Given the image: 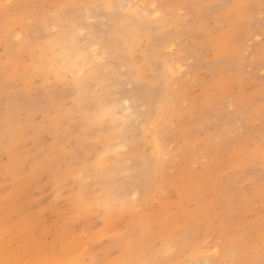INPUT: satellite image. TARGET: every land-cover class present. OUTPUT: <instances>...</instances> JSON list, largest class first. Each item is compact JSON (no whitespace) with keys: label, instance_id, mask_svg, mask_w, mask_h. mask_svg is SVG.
<instances>
[{"label":"rangeland","instance_id":"rangeland-1","mask_svg":"<svg viewBox=\"0 0 264 264\" xmlns=\"http://www.w3.org/2000/svg\"><path fill=\"white\" fill-rule=\"evenodd\" d=\"M88 1L91 0H0V113L7 107L18 108L19 123H24V104L50 95L49 84H42V75L28 73L31 80L26 79V67L44 50L41 48L47 39L54 40L78 19L81 42H91L99 55L92 74L105 75L96 82L86 74L85 84L91 92L100 93L105 84L111 83L106 96L109 102L128 98L127 103L122 101V107L126 106L128 111L123 108L117 116L124 111L131 115L127 121L129 128L137 122L136 134L124 137L129 144H136L140 134L144 137L148 131L147 124L136 114L145 106L136 97L122 94L115 83L122 82L126 91H132L139 80L130 77L125 62H117V54L104 44L108 16L82 18ZM113 1L120 2L123 7L119 5L118 9L125 11L127 2L137 6L144 0ZM145 3L152 20L165 17L168 22L162 29L151 23L147 33L138 29L134 40L125 38L127 46L135 41V52L140 53L148 49L155 37L161 43V57L169 61L175 58L181 64L172 86L163 88L172 98L164 114L167 120L157 124L160 144L167 146L173 163L168 158L158 181H154L159 192L151 197L152 209L148 214L168 218L158 207L167 203L172 210L168 214L177 210L178 206L171 202L177 198L167 195L175 186L183 185L185 194L188 190L192 194L190 199L181 201L182 208L187 209L185 214L191 215L198 209V216L208 217L207 236L202 244L207 255L223 258V264H264V0H145ZM70 6L73 10L68 12ZM153 8H160L154 17L150 13ZM159 71L148 73L152 76ZM110 75H115L116 80ZM48 76L52 81L53 77ZM72 77V71L62 70L64 81L56 88L62 90V96L71 92L67 84ZM192 116L199 128L189 135L183 133L185 141L177 139L184 121ZM115 123L111 117L105 119L101 127L105 133L97 134L100 128L93 131L84 140L82 150L73 138L75 133L61 140L59 147H53L49 135L51 123L43 124L48 129L36 128L35 137L24 143V148L34 152L30 156L20 155L15 170L7 172V188L16 189L17 195L9 199L8 193L0 198V213L8 215L10 203L16 210L29 201L39 200L45 219L52 218L48 205L57 185L49 183L50 168L64 171L66 163L78 162L82 153H101ZM71 129L75 132V128ZM165 129L173 136L162 133ZM10 147L11 137L1 134L2 161H6ZM128 148L124 146L119 154L125 151L120 155L129 156ZM62 191L58 189L59 197ZM151 194L154 191L136 192L132 196L140 201ZM192 218L195 219L193 215ZM127 220L128 213L118 212L115 222L124 227ZM156 227L150 230L162 228L167 233L170 229ZM177 241L163 244L153 239L154 245L147 255L165 254L161 264L180 263Z\"/></svg>","mask_w":264,"mask_h":264},{"label":"bare ground","instance_id":"bare-ground-1","mask_svg":"<svg viewBox=\"0 0 264 264\" xmlns=\"http://www.w3.org/2000/svg\"><path fill=\"white\" fill-rule=\"evenodd\" d=\"M119 5L123 7L113 0H91L86 2L81 14L82 18L108 16V27L103 32L104 44L117 54V62H125L130 77L139 80L132 91H126L119 81L115 86L122 94L136 97L145 106L143 111H136V114L147 124L148 131L144 137L138 135L140 138L136 144H129L125 138L129 134H136L137 122L129 128L127 121L131 115L125 112L128 111L126 106L122 107V101L127 103L128 98L109 102L106 96L111 83L105 84L100 93L88 89L86 74L96 82L105 75L92 74V67L99 55L91 42H81L78 19L54 40L47 39L41 48L44 50L35 55L26 67L25 75L28 80H31L28 73L42 75V84H49L50 95L41 101L29 100L24 104V123H19L18 108L7 107L0 113V136L8 134L11 137L6 161L0 158V198L8 193L9 199L17 195L16 189L7 188V172L15 170L20 155L30 156L34 152L24 148V143L35 137L36 128L51 123L49 135L53 147H59L61 140L75 133L73 138L82 150L84 140L95 133L93 131L100 128L97 134L105 133L101 129L105 119L111 117L116 123L101 153H82L78 162L66 163L64 171L50 168L48 179L52 181L49 183L57 185L55 196L48 205L52 218L45 219L39 200L29 201L16 210L10 203L8 215L0 213V264H161L165 254L147 255L154 245L153 239L163 244L178 240L180 263L177 264H223V258L218 255L219 258H213L202 250L207 236L208 217L206 214L198 216V209L191 215L185 214L187 209L182 208L181 201L190 199L192 195L189 190L185 194V186L177 185L167 195L177 198L171 199L172 204L178 206L177 210L168 214L172 210L167 203L158 207L168 218L148 214L152 209L151 197L159 192L154 181H158V174L167 165V159L172 160V157H168L171 152L167 146L162 142L160 144L157 128L158 123L167 120L164 114L171 102L169 98H172L171 94L163 92V88L172 86L181 64L175 58L169 61L165 56L161 57V43L155 37L148 49L140 53L135 52V41L127 46L125 38L134 40L138 29L147 33L151 23L162 29L168 19L157 17L152 20L147 15L145 0L138 2L137 6L127 2L125 11H120ZM159 9L150 11L152 17L158 14ZM71 10L73 7H68V12ZM60 18L57 16V19ZM222 38L220 41L224 40ZM68 69L74 73L67 84L71 92L62 96V90L56 91V88L64 81L62 70ZM157 69L160 71L156 75H149V70ZM48 75L53 77L52 81ZM108 77L116 80L115 75ZM65 98L67 101H64ZM123 108V114L117 116ZM188 115L191 116V113L188 112ZM117 122L124 125L120 127L122 124ZM71 128H75V132ZM197 128L196 118H188L181 128L182 134L176 138L185 141L183 133L192 134ZM162 133L166 136L172 134L168 129ZM126 145L129 156L120 155L125 151L119 154V150ZM59 188L63 190L62 197L58 195ZM149 191H154L155 195L145 196L140 201L132 196V193L148 194ZM118 212L128 213L124 227L115 222ZM124 217L127 218L126 215ZM165 226L170 228L167 233L159 228ZM153 227L159 229L151 231ZM148 231L150 233L146 235ZM114 251L117 254L114 255Z\"/></svg>","mask_w":264,"mask_h":264}]
</instances>
